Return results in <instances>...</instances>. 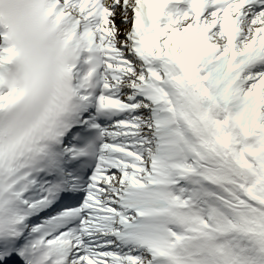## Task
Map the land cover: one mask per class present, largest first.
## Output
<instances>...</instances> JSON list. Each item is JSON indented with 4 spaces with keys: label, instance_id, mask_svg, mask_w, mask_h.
Here are the masks:
<instances>
[{
    "label": "snow or ice",
    "instance_id": "1",
    "mask_svg": "<svg viewBox=\"0 0 264 264\" xmlns=\"http://www.w3.org/2000/svg\"><path fill=\"white\" fill-rule=\"evenodd\" d=\"M0 264H264V0H0Z\"/></svg>",
    "mask_w": 264,
    "mask_h": 264
}]
</instances>
